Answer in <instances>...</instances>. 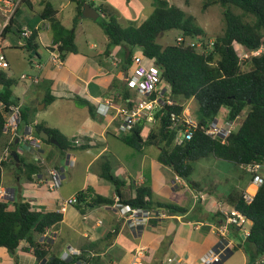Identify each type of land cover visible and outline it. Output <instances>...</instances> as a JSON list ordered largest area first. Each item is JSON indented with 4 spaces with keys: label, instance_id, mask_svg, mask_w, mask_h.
Wrapping results in <instances>:
<instances>
[{
    "label": "crops",
    "instance_id": "crops-1",
    "mask_svg": "<svg viewBox=\"0 0 264 264\" xmlns=\"http://www.w3.org/2000/svg\"><path fill=\"white\" fill-rule=\"evenodd\" d=\"M27 1L28 3L22 4L27 10L21 9L22 5L19 7L13 19L12 31L3 35L0 47L8 64L5 72L17 81L12 88L13 95L23 105L22 109L29 110V117L33 122L29 125L21 122L14 138L7 133L4 138H0V158L4 150L10 149L13 144L12 147L18 148L15 152L24 163L36 165L40 172L29 179L25 171L16 170L19 163L14 166L6 160L0 173L2 188H5L3 183L9 172L14 177V185L5 189L14 191L11 201L29 202L39 212H58L64 201L89 188L95 195L116 200L118 197L114 186L99 176L101 165L107 159L113 174L124 182V199H133L139 187H148L152 190L151 200L155 204L151 210L162 215L136 231L123 226L111 206L89 209L87 212L90 216L87 220L83 219V214L77 208L70 206L62 213L63 221L60 226L46 232L53 235L48 259L52 256L62 259L69 247L81 252L89 244H96L89 249L90 256L98 259L96 264H131L136 251L141 248L145 250L142 259L145 264H163L167 258L173 256L186 264H199L200 257L224 242L228 246L229 254L223 261L235 251H240L246 257V264H253L258 258L251 257L253 249L245 243V229L251 228V221L242 229L230 226L224 238L215 231L217 226L224 224L223 212L233 208L226 200L228 195L235 191H247L256 195L258 189L252 184V176L242 167L232 164L236 171L234 177L226 176L220 181L212 174V180L205 181L207 184L204 185L201 180L194 178L195 166L202 159H218L210 155L193 163L190 185L179 178L170 167L159 162L158 147L145 145L141 150H135L126 145L123 141L126 135L120 132L121 122L116 118L115 111L108 117L96 113L98 103L107 98L114 99L116 106L123 104L120 98L126 92L130 95L129 98H135V94L125 85L127 65L124 48L109 49L106 36L104 51L96 50L93 45L80 46L77 43L76 27L91 19L77 17L75 3L68 0L74 8H70V4H65L61 9L54 7L59 11L57 17L62 25L67 29H74L78 51L63 52V56L55 53L59 61H54L49 49L53 35L51 30L43 29L44 22L40 18L44 4L49 0ZM91 2L94 8L102 6L95 0ZM88 23L83 25V33L89 36L99 35V31H102L100 26L94 20ZM24 28L39 31L41 47L36 58H30L24 49L26 40L21 35ZM24 74L38 75L39 84L29 85L20 81V76ZM47 94L53 98L50 104L45 103ZM81 102L90 104L94 115ZM188 103L185 109L189 113ZM40 123L58 130L71 142L72 148L66 153L65 164L59 162V152L52 146L45 147L42 144L41 151L37 152L24 141L28 129L33 132L34 127ZM143 126L145 137L156 128L147 124ZM75 140H79L81 144L75 145ZM71 162L74 164L71 165ZM22 168L25 169L24 166ZM51 169H56L61 174V185L56 190L48 187L51 191L49 192L47 186ZM115 169L117 175L114 173ZM157 204L183 207L187 212L183 215H171ZM97 220H103V225L98 226ZM46 233L39 236L40 242H45ZM36 263V258L28 251L25 241L20 244L15 254L0 249V264Z\"/></svg>",
    "mask_w": 264,
    "mask_h": 264
},
{
    "label": "trees",
    "instance_id": "trees-1",
    "mask_svg": "<svg viewBox=\"0 0 264 264\" xmlns=\"http://www.w3.org/2000/svg\"><path fill=\"white\" fill-rule=\"evenodd\" d=\"M77 7L78 16H82L85 4L94 7L90 0H70ZM24 3H28L24 0ZM152 14L140 25L124 27L117 18L103 6L96 10L104 15L97 20L108 40V48L122 47L125 50V68L131 65L135 51H140L149 61H152L161 71L162 85L170 89V96L175 104L163 110L156 128L145 137L144 124H137L127 134L123 141L135 150H141L145 145L160 149L159 162L170 167L179 178L190 185L193 163L210 155L234 164L237 167L252 163H264V0H205L204 9L212 6L222 8L224 28L221 36L214 41L205 40V31L196 23L194 16L174 5L169 0H152ZM30 7V5H29ZM59 11L51 2L44 4L40 18L50 24L53 35L51 52L63 56V52L77 53L74 29L65 28L58 19ZM77 21V19H76ZM13 21L5 33L11 32ZM176 32L177 37L172 43L160 42L163 35ZM39 31L33 30L32 36L25 41L30 58L38 56L41 47L38 40ZM180 35V36H179ZM183 38V42H178ZM202 43L201 48L191 44ZM239 49L243 52H262L248 59L241 60ZM17 84L5 71H0V101L6 106L5 112L11 106L18 104L12 88ZM130 95L124 93L123 99ZM196 102L195 119L198 129L192 140L184 145L174 144L176 130H170V114L182 115L189 101ZM53 98L47 94L45 103L50 104ZM81 105L88 107L91 115L94 110L87 102ZM223 108L228 109L226 119L229 121L241 118L238 128L231 133L225 142L215 140L205 135L203 128H208L218 120ZM161 113V112H160ZM160 113L157 114L159 117ZM5 114L0 113V138L5 132ZM29 110L22 109V123H32ZM46 132L58 141L59 146L40 138ZM33 134L41 139L42 144L52 146L63 157L71 148V142L58 130L48 128L40 123L34 127ZM13 145V144H12ZM10 147L11 150L14 147ZM14 146V145H13ZM16 148H14L15 150ZM19 157L18 172L25 171L32 179L40 172L34 164H25ZM53 157V156H51ZM104 159V158H103ZM8 161L16 166L12 152ZM6 162H0V173ZM25 167L23 169L22 167ZM99 176L111 183L117 197L122 203L132 207L152 209V190L139 187L133 199L125 200L122 194L124 182L116 177L111 164L106 159L102 163ZM244 192H232L226 197L227 202L240 214L245 216L252 225L245 243L253 249L251 257H264V185L260 187L251 204L243 199ZM78 203L74 206L81 214L89 209L104 205L112 206L115 200L95 195L89 188L77 194ZM165 208L171 215H183L187 210L175 205L157 204ZM63 221L60 212H39L33 209L29 202L0 200V249H6L15 254L22 242L28 244V251L35 256L36 264H96L97 258L90 255V250L96 244H89L79 256L65 261L57 256L48 259L51 253L50 242H40L42 236L51 229H56ZM247 250V249H246ZM247 253L249 251L247 250ZM250 254V253H249Z\"/></svg>",
    "mask_w": 264,
    "mask_h": 264
},
{
    "label": "built area",
    "instance_id": "built-area-1",
    "mask_svg": "<svg viewBox=\"0 0 264 264\" xmlns=\"http://www.w3.org/2000/svg\"><path fill=\"white\" fill-rule=\"evenodd\" d=\"M92 1V0H90ZM24 3V0H0V44L6 28L15 18L19 7ZM43 29L50 30V24L44 23ZM33 30L30 28H24L21 31L22 37L27 40L32 36ZM183 38H179L178 42H183ZM197 48L202 47V43L191 44ZM138 54H134L132 57L130 68L131 71L126 72L125 85L128 90L135 94V98L123 99L121 106H116L114 99L107 98L104 101L98 103L96 113L102 117H108L112 111H115V116L121 122L120 132L124 135L129 134L133 128L139 124L157 126L160 118L163 116V110L167 106L175 104L174 100L170 96V89L167 86L162 85L161 71L152 61L147 60L140 51ZM262 52V49L248 53L243 52L240 56L241 60L248 59L252 55L257 56ZM53 60L59 61L52 52ZM8 64L5 59L3 50L0 47V71H6ZM20 81L29 84L37 85L40 82L38 75L24 74L20 77ZM22 108L23 105L18 103L11 106L7 112L6 106L0 101V113L5 114V132L14 138L17 135V130L22 122ZM161 112V113H160ZM160 113L159 117L157 114ZM170 130H176L177 135L174 140L176 146L184 145L186 142L192 140L194 132L198 129V123L193 118L187 109L184 110L182 115L177 113L170 114ZM241 118L237 117L233 121L225 120L220 122L215 120L208 128H203L205 135L215 140H221L225 142L226 139L234 132L240 125ZM24 141L37 152L41 151L42 142L41 139L34 136L31 129H28L27 134L24 137ZM75 145H80L79 140L74 141ZM11 155L9 148H6L3 152L0 162H5ZM74 163L71 162V165ZM247 173L252 176V184L257 189L264 185V163H252L241 166ZM1 179V175H0ZM61 185V174L56 169L49 171V184L50 190H56ZM13 194L10 190L2 188L0 182V200L11 201L13 200ZM255 194L249 192L243 193V199L247 204H251L254 200ZM78 203V198L75 196L67 201H64L58 212L63 213L70 206H75ZM116 212L117 216L121 220L123 226L131 230H139L150 224L154 219H159L162 215L151 209H143L138 207H132L129 204L122 203L119 198H116L114 204L111 206ZM225 215L224 224L215 228L216 233L224 238L228 232L230 226L237 228H245L249 224V220L240 214L235 208L229 209L223 212ZM90 216L89 212L83 214V219L87 220ZM97 225L102 226L103 220H97ZM245 234L248 237L250 229H245ZM45 242L49 243L53 239V235L46 233ZM145 250L143 248L138 249L135 253V258L131 264H145L142 260L144 258ZM80 251L69 247L67 251L62 255V260L69 261L74 256H79ZM228 246L221 242L218 248L210 249L199 259V264H221L226 256H228ZM82 264V263H78ZM163 264H186L176 256L169 257ZM253 264H264V257L258 258Z\"/></svg>",
    "mask_w": 264,
    "mask_h": 264
},
{
    "label": "rangeland",
    "instance_id": "rangeland-1",
    "mask_svg": "<svg viewBox=\"0 0 264 264\" xmlns=\"http://www.w3.org/2000/svg\"><path fill=\"white\" fill-rule=\"evenodd\" d=\"M49 1L57 9H61V7L64 6L65 4H70V8H74V5L71 4L68 0H49ZM95 1L97 4H100L106 9H108L112 13V15H114L117 18L119 23L124 27L139 26L144 20H146L152 14L154 10L152 6V0H95ZM169 1L174 5H177L178 7L182 8L188 14L195 17L196 23L206 33V37H205L206 41L212 42L215 40L216 37L222 35L224 28V20H223L222 8L220 6H212L207 9H204L205 0H169ZM21 9L27 10V8H25L24 5L21 6ZM99 14H100L99 19L101 17H104L102 13L99 12ZM83 20H87V19H83ZM88 22H91V20H88ZM88 22L83 23V25L89 24ZM95 23L99 26L97 21H95ZM80 24L79 26L76 27L77 43L80 46H85L86 44L93 45V47H95L96 50L104 51L106 39L103 31H99L100 32L99 35H94V36L85 35L83 33L84 31L83 25ZM176 37H177V33L171 32L167 35H163L160 39V42L164 44L172 43ZM138 53H139L138 50L135 51V54ZM239 54L240 56H242L243 51L241 52L239 51ZM131 69L132 68H130L129 66L127 72L128 71L130 72ZM187 107H189L190 115L192 117H195L194 110H196V102L192 100V102L188 103ZM227 114H228V109L223 108L219 115L218 121L224 122ZM13 151H18V148L15 150L13 148L11 152ZM66 155L67 154L59 158L60 163L62 164L66 163V158H65ZM198 163L199 164L195 166L194 178L201 180L204 185H206L208 181L212 180V174L213 176L218 177L220 181H223L226 176L234 177L236 175V171L233 168L232 164L224 162L222 160L220 161L218 159H215L214 157L202 159ZM10 168L14 169V166L10 165ZM116 172L117 170L115 169L114 173L117 175ZM245 176L246 178H248V175L245 174ZM11 185H14V177L11 176L9 172H7V174L5 175L3 187L6 188ZM47 189L49 190L48 186ZM49 192L51 191L49 190ZM222 264H246V257L243 254V252L235 251L233 255L230 256L225 261H223Z\"/></svg>",
    "mask_w": 264,
    "mask_h": 264
},
{
    "label": "water",
    "instance_id": "water-1",
    "mask_svg": "<svg viewBox=\"0 0 264 264\" xmlns=\"http://www.w3.org/2000/svg\"><path fill=\"white\" fill-rule=\"evenodd\" d=\"M99 16H100L99 12L94 7H92L89 4H85L82 16H80V18L84 17L87 19L97 21L99 19ZM1 88H2V86H0V89ZM40 138L42 140H45V141H50L55 146H59L58 141H56L54 138L50 137L46 132H42L40 134ZM12 156L15 158V161L17 162V166H18L19 165L18 164L19 163V157L17 156V152H15V151L12 152ZM11 193L14 195L13 190L11 191Z\"/></svg>",
    "mask_w": 264,
    "mask_h": 264
}]
</instances>
